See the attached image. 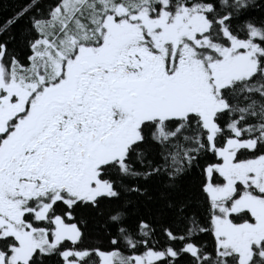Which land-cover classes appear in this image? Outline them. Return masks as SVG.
Listing matches in <instances>:
<instances>
[{"label":"snow or ice","instance_id":"1","mask_svg":"<svg viewBox=\"0 0 264 264\" xmlns=\"http://www.w3.org/2000/svg\"><path fill=\"white\" fill-rule=\"evenodd\" d=\"M0 264H264V0H0Z\"/></svg>","mask_w":264,"mask_h":264}]
</instances>
